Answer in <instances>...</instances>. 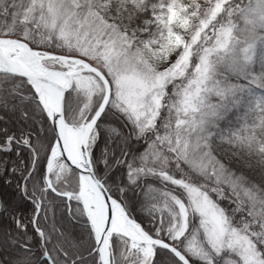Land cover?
<instances>
[{
  "label": "snow or ice",
  "instance_id": "6c2138e0",
  "mask_svg": "<svg viewBox=\"0 0 264 264\" xmlns=\"http://www.w3.org/2000/svg\"><path fill=\"white\" fill-rule=\"evenodd\" d=\"M254 9L264 24V0L247 5L242 14ZM45 37L32 50L44 51L46 64L59 57L61 67L53 71L70 86L60 89V111L50 114L29 85L31 96L24 103L34 99L39 112L30 116L23 108L21 124L27 128L38 118V130L18 135L0 129V264H58L61 258L63 264H264V186L217 155L221 144L238 139V130L219 126L229 111V95L216 88L211 90L215 104L200 99L198 69L181 93L174 120L161 114L164 92L148 90L155 81L145 82V110L138 112L128 106L124 76L114 70L103 37L94 46L81 45L75 56H62V37L54 29ZM24 38L36 41L31 29ZM101 58L105 71L88 65L86 77L80 75L88 59ZM260 59L264 63V56ZM245 79L264 87V74L245 73ZM248 90L255 91L251 84ZM241 102L232 92L231 104ZM257 106L264 112V97ZM110 113L130 125L127 134L109 120ZM61 119L80 135L78 159L65 149ZM260 129L264 133V118ZM133 141L143 142V150L128 159ZM23 150L27 159L18 169L8 157H20ZM217 188L227 190L231 208L221 203ZM42 214L46 225L51 217L47 235ZM54 234L55 258L49 249Z\"/></svg>",
  "mask_w": 264,
  "mask_h": 264
},
{
  "label": "trees",
  "instance_id": "16d2710c",
  "mask_svg": "<svg viewBox=\"0 0 264 264\" xmlns=\"http://www.w3.org/2000/svg\"><path fill=\"white\" fill-rule=\"evenodd\" d=\"M187 2V0H0V36L15 37L34 48L37 41L46 38V32L54 29L57 36L62 37L60 34L63 31L67 36L62 37L60 42V47L63 48L62 55L75 56L81 45L94 46L102 36L96 33L99 36L97 40L90 41L91 39L88 37L84 42L82 41V44H80L81 42H77L79 43L77 44L74 37L77 33L75 30L83 20L82 22L87 21L94 28L104 29V35L108 34L110 38L124 42V54L137 55L140 50L145 48H160L162 43L167 41L173 29L167 23V18L174 8ZM258 3L259 0H228L225 3L226 6L234 9L231 14L234 17V27H242L245 30L252 29L254 32L251 42H249L251 49L247 52L244 51L243 47L248 42L244 43V40L238 39L235 46L211 51L208 55V74L204 84L200 87L199 97L215 104L216 96L211 94V90L220 88L229 95L227 101L229 111L226 119L219 121V126L226 131L229 129L238 130V139L233 143L221 144L217 148V155L238 173L243 172L250 181H256L264 186V154H262L264 153V133L260 129L264 112L257 106L261 98L264 97V87H257L254 82L245 79V73L249 77L264 74V63L260 59L264 56V24L260 23L259 17L256 16L259 12L255 9L242 14V10L247 5ZM21 4L24 5L23 9L19 8ZM53 4L60 10H67L71 14V18L66 22L59 18L57 20L53 18L49 11V6ZM109 4L111 11L107 7ZM125 4L129 5L127 9L124 7ZM92 5H95L96 8H92ZM17 12L20 15H15ZM222 17V15L217 17L216 26L221 24ZM29 29L35 34L36 41L24 38ZM65 40L68 42L67 44L64 43ZM50 50L56 51V48ZM196 52L197 50L194 52L193 58ZM253 55L256 57L255 62H253ZM79 58L85 59L83 56ZM87 61L99 67L97 59H88ZM187 83V77L181 79L174 77L167 82V91H164L162 100L165 107L161 114L164 118L175 119L176 106L181 103L179 93L187 87ZM250 84L255 91L248 90ZM29 85L31 84L24 78L0 74V89H3L0 91V129L7 127L9 131L14 130L18 135L21 131L26 133L33 127L38 130L40 124L38 118L35 125L29 122L27 128L21 124L23 108L28 109L30 116L33 111L39 112V108L35 107L34 99L31 103H24L31 96ZM232 92H236L237 98L242 99L239 105L231 104ZM193 102L197 107H203L199 101L195 100V97ZM168 106H171L173 111L170 112ZM199 115V112L192 113V116L196 118H199ZM108 118L112 123L121 127L125 134L130 131V125L119 114L110 113ZM142 150L143 142L133 141L128 146V159ZM119 151L117 148V154ZM8 159L10 163L15 162L19 169L22 167L19 163L20 160L27 159L26 150L22 151L20 157L13 155ZM100 168L103 169V166L101 165ZM119 171L123 172V167ZM14 185L15 177H13V185H7L5 188L11 190ZM216 193L217 197H224L221 201L224 207L231 208V199L227 190L221 191L220 188H217ZM134 214L140 215L135 209ZM141 218L147 223V217ZM25 222H27V218H25ZM50 225L51 217L46 225L42 214L40 226L45 228L46 235ZM57 239V235L54 234L52 244L49 245L54 258L56 253L53 250V244ZM58 264H63V258L58 260Z\"/></svg>",
  "mask_w": 264,
  "mask_h": 264
},
{
  "label": "rangeland",
  "instance_id": "374dc122",
  "mask_svg": "<svg viewBox=\"0 0 264 264\" xmlns=\"http://www.w3.org/2000/svg\"><path fill=\"white\" fill-rule=\"evenodd\" d=\"M187 1L186 4H181L174 8L167 18V23L173 27L167 41L162 43L160 48H145L140 50L137 55L124 54V42L116 38H110L108 34H105L107 35L105 36L103 34L105 33L104 29L94 28L87 21L82 22V20L75 30L77 32L74 35L76 43L81 42L80 44H82V41L84 42L88 37H90V41H95L99 38L96 33L102 35L103 40L107 42V51L111 58L112 66L117 73L124 76L123 90L128 106L131 109L138 112L145 110V97L142 93L145 91L146 81H155L152 87L148 89L149 91L159 89L164 92V85L174 77L179 79L187 77L188 86L196 77L197 70L200 69L199 87H201L208 74V55L211 51L235 46L239 41L238 39L244 40V43L245 41L248 42L243 49L246 52L250 51L251 44L249 42H251V36H253L254 32L252 29L245 30L242 27H234V17L229 15V13L232 14L234 9L226 6L225 0ZM49 9L56 20L59 18L61 21L66 22L71 18V14L67 10H60L54 4L50 5ZM220 15L223 16L222 22L216 26L217 17ZM256 16L260 17V13ZM256 16L255 19H257ZM60 35L62 37L67 36L66 32L63 31H61ZM0 37L15 39V37L11 36ZM218 41L219 44L217 43ZM220 44L223 47H220ZM27 46L30 47L29 45ZM30 49L33 48L30 47ZM196 50L197 52L193 58L192 56ZM40 52L45 53L44 51ZM97 63L99 64L97 68L105 71L103 59H97ZM44 67L60 69L61 60L56 59L55 64H46L43 61L42 68ZM165 69H168V71L165 72ZM86 74L87 71L80 73L81 76L85 77ZM182 91L183 89L179 93L181 102L183 100ZM159 103L161 101L157 100V104Z\"/></svg>",
  "mask_w": 264,
  "mask_h": 264
},
{
  "label": "bare ground",
  "instance_id": "6f19581e",
  "mask_svg": "<svg viewBox=\"0 0 264 264\" xmlns=\"http://www.w3.org/2000/svg\"><path fill=\"white\" fill-rule=\"evenodd\" d=\"M0 50L8 61L19 68H31L38 70L42 68V63L45 61V53L36 52L23 43H18L13 40L0 39ZM57 81L59 83H64V78L57 76ZM39 93L40 100L43 105L48 109V112L51 113L55 109V92L49 90L48 93H45L41 89H37ZM44 94L49 96L50 101L45 100ZM80 142V135L73 131L69 126L66 128V149L71 151L72 156H78L77 145ZM56 155V152L54 151Z\"/></svg>",
  "mask_w": 264,
  "mask_h": 264
},
{
  "label": "water",
  "instance_id": "95a60500",
  "mask_svg": "<svg viewBox=\"0 0 264 264\" xmlns=\"http://www.w3.org/2000/svg\"><path fill=\"white\" fill-rule=\"evenodd\" d=\"M0 39H8V40L16 41L18 43L26 44L25 42L19 39H16V38L12 39V38L0 37ZM57 59L60 60L59 57ZM79 59L81 61H84V59L82 58H79ZM88 65H91L93 69H99L93 66L92 64H90L88 61H86L85 71H87ZM53 69L59 70V68H54V67H44L38 70H34L31 68L16 67L8 61V59L4 56V54L0 50V74H8V75H13V76L24 78L32 85V88H34L36 92H37V89H41L45 93H48L49 90H53L55 92V96H56L55 97V109L50 114L58 113L60 111V96L62 95V92H60V89L62 87L70 86V85H66L65 83H59L57 81L58 79H56L58 75L56 74V72L53 71ZM43 96L45 100L50 101L49 96L47 94H44ZM44 108L46 111H48V109L45 106ZM58 126L60 127L61 137L62 139L65 140V149H66V128L68 126L64 124L62 119L58 121ZM54 151L56 152V155L59 154L58 149ZM71 156L72 155H70V158ZM77 159H78V156H77Z\"/></svg>",
  "mask_w": 264,
  "mask_h": 264
},
{
  "label": "clouds",
  "instance_id": "9594fccd",
  "mask_svg": "<svg viewBox=\"0 0 264 264\" xmlns=\"http://www.w3.org/2000/svg\"><path fill=\"white\" fill-rule=\"evenodd\" d=\"M210 178V177H209ZM214 189L212 187L208 188L209 193H211Z\"/></svg>",
  "mask_w": 264,
  "mask_h": 264
}]
</instances>
